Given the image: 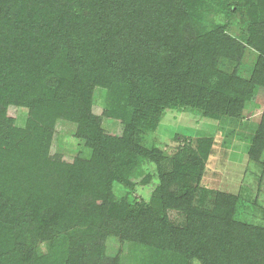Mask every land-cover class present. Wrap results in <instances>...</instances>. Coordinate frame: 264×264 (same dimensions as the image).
I'll use <instances>...</instances> for the list:
<instances>
[{
    "label": "trees",
    "instance_id": "1",
    "mask_svg": "<svg viewBox=\"0 0 264 264\" xmlns=\"http://www.w3.org/2000/svg\"><path fill=\"white\" fill-rule=\"evenodd\" d=\"M37 1L0 0V264H47L36 246L46 241L53 247L58 238L67 247L62 252L54 250L53 264H120L118 258L104 257L99 243L80 249L85 234L96 225L93 236L102 237L104 230L124 233L132 244L147 243L151 255L162 239L166 250L184 264L194 260L264 264V229L242 224L235 239L229 232L222 237L228 207H223L226 212L220 207H197L187 219L189 227L183 228L165 225L161 219L152 227L142 202L122 200L110 213L85 207L91 202L111 203L113 181L129 186L124 170L137 156L160 163L159 149L138 143L139 127H154L167 106H191L208 117L237 115L245 94L264 86V63L252 70L249 79L238 77L242 46L224 36L219 27L197 29L193 38L184 40L182 25L188 14L177 0H55L56 12L48 16L53 0L43 2L51 7L46 12L32 9ZM227 8L235 11L238 5L230 2ZM256 25L253 21L251 36ZM7 60L16 65L13 75L4 70ZM98 86L104 88L101 105L92 97ZM42 88L52 93L46 106L37 96ZM21 90L26 97H18ZM61 105L68 108V118L78 123V136L86 140V160L67 161L51 150V122L56 111L57 115L63 112ZM19 106L28 108L23 128L15 126L10 112ZM102 116L123 125L122 134L106 133L99 125ZM256 131L251 149L261 150L264 120ZM23 147L30 149L25 152L29 160L25 166L12 155V150ZM64 165L73 168L63 170ZM180 169L176 163L173 170L160 173V189L169 205L180 204L191 190L185 183L179 195L166 190L167 184L181 176ZM46 182L55 187L59 204L65 189L74 194L76 188L90 196L80 203L82 207L76 202L69 208L43 203ZM52 192L48 191L47 198ZM112 218L119 223L113 221L108 227ZM142 228L150 232L149 238L142 237L146 232ZM44 255L48 259L49 254ZM143 256L133 264H144Z\"/></svg>",
    "mask_w": 264,
    "mask_h": 264
},
{
    "label": "rangeland",
    "instance_id": "2",
    "mask_svg": "<svg viewBox=\"0 0 264 264\" xmlns=\"http://www.w3.org/2000/svg\"><path fill=\"white\" fill-rule=\"evenodd\" d=\"M45 1L38 0L32 9L36 12L50 10L51 7L46 3L43 4ZM54 1L52 3L53 11L46 12L47 16L50 13L54 15L56 12L58 3H54ZM177 1L183 7V11L188 14L185 18L187 20L182 25L184 40L188 41L189 38H193L197 29L219 27L224 36L236 39L239 46H242L243 54L239 57L240 62L236 69L238 77L249 79L252 70L259 68L260 63H264V0ZM234 1L237 3L238 9L231 11L227 8V4ZM74 16L76 18V14ZM253 21L257 25L254 35L251 36ZM67 22L66 19L64 23ZM6 63L8 66L4 70L8 74L13 75L18 71L16 65L10 64L8 60ZM47 82L50 83V81ZM56 85L58 86L57 82H55V87ZM102 89L104 88L98 86L92 94L94 102L99 105L104 101ZM57 90L59 91V89ZM41 91L42 94L37 96L41 104L46 106L47 100L52 98V93L48 92L47 88H42ZM250 93L249 90L248 96L245 94L246 98L237 110V115L224 114L218 117H208L204 116L197 108L187 105L165 107L160 112L154 127L145 125L143 128L139 127L136 135L140 145L148 149L157 148L160 150L162 155L160 163L157 164L148 158L137 156L135 163L129 164V167L124 170L125 179L131 183L129 186L113 181L111 203L91 202L85 207L90 206L93 209L97 208L110 213L114 204H118L122 200L142 202L146 204L144 215L154 228L155 224L159 223V219L168 226L170 224L179 228L189 227L187 219L193 209L200 207L211 210L214 207H220L221 212H226L227 209L223 207H228L230 213L225 214L224 222L226 223L222 222L221 230L224 231L222 237L229 234L230 238L234 237L235 239L241 234L240 225L242 224L264 229V145L261 150L251 149L254 144L252 141L257 134L256 128L264 120V86H258L249 96ZM17 95L26 97L27 94L21 90ZM31 97L35 96L31 95ZM104 105L105 103L102 104V106ZM50 108L53 109V107ZM59 108L63 112L60 111L58 115L57 111L56 114L52 113L55 118L51 122L54 134L52 152L61 154L67 161L74 157L88 159L86 140L84 137L78 136V123L68 118L69 111L66 110L68 108L65 105H61ZM92 109L97 110L94 105H92ZM10 112L15 116V126L23 128L27 120L28 108L26 106L11 107ZM99 125L106 133L121 135L123 132V125L105 116L101 117ZM27 150L30 151L28 147L12 150V155L19 157L18 163L21 166L27 165L29 161L25 155ZM21 158H23V162L20 161ZM176 163L179 167L181 165V176L167 184L166 190L179 195L182 183H185L189 187L188 190H191L188 194L183 195L180 204L169 205L166 194L160 189V173L173 170ZM70 168L73 167L64 165L63 170H71ZM80 172L82 171L78 169V173ZM43 186L45 188L41 193L43 203L46 201L50 204L55 202V205L68 206L69 208L71 203L76 202L82 207L81 204L90 196L87 192L80 193L78 189L75 190L76 188L72 194L73 190H66L67 184L64 183L63 189L65 190L59 204L58 194L54 195L55 187L48 182L43 183ZM48 191H53L49 198H47ZM73 211L74 209L72 214ZM149 214H151L150 217ZM115 219L112 218L107 222L108 227L113 224V221L116 224L119 223L118 219ZM210 225L212 228L214 227V225ZM96 228L97 225L93 226L92 230H88L85 234L87 237L84 245L80 243V249L99 243L103 246V256L110 259L118 258L120 264L139 262L143 254L144 264H167L168 260L172 261V264H184L180 257L172 256L171 252L166 250L162 239L158 241V246L154 247V252L151 255L146 248L147 243L141 242V244L135 245L125 239L124 233L111 234L106 230L103 231L102 237L93 236ZM142 231H146L142 232L143 236L140 234L142 237L150 236V232L147 233L148 230L142 228ZM138 233L140 232L138 231ZM239 239L244 240L242 236ZM143 240L147 241L144 238ZM65 247H67V243L59 238L53 247L46 241L40 242L38 247L36 246L38 256L47 264L54 263L53 258L56 255L54 250L62 252ZM46 253L49 254L48 259H45L44 254ZM261 254L264 253L261 252ZM63 259H59V263H62ZM81 260L83 259L81 258ZM81 260L79 259V261ZM190 264H201V262L194 260Z\"/></svg>",
    "mask_w": 264,
    "mask_h": 264
}]
</instances>
